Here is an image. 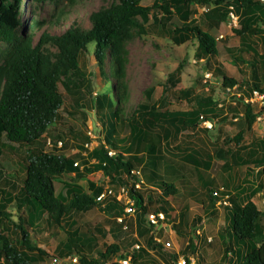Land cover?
<instances>
[{
  "label": "trees",
  "instance_id": "obj_1",
  "mask_svg": "<svg viewBox=\"0 0 264 264\" xmlns=\"http://www.w3.org/2000/svg\"><path fill=\"white\" fill-rule=\"evenodd\" d=\"M23 1L0 0V264H36L47 260V251L27 228L31 226L37 237L35 227L44 228L43 232L47 228L42 225L44 220L45 225L55 228L54 233L59 226L68 234L67 241L74 246L79 264H103L132 252L133 264H162L157 255L164 257L163 264H174L180 252H163L166 247L155 240L158 236L151 234V228L144 223L152 212L162 211L168 219L170 211L163 197L177 193L184 197L180 222L173 225L180 235L185 237L181 219L186 223L187 213L195 210V226L202 216H213L221 207L224 225L219 233L223 237V255L219 264H264V211L254 200L264 190V137L255 136L250 142L244 137L253 130L259 116L255 105L246 100L255 89L264 93V50L259 52L257 48V41L264 48V0H154L151 6L143 5V0H112L110 6L89 15V27L75 23L60 33L46 29L39 37L35 33L47 22L34 19L24 29ZM40 1L59 3L56 17L49 23L56 27L64 25L62 19L70 12L68 7L75 4V0ZM193 6L205 7L200 19L192 17ZM232 10L238 16L232 31L240 39V47L236 51L230 47L225 50L236 61L239 72H246L239 65L240 60L248 66L250 74L243 80L220 63L218 41L225 37L219 38L213 32L231 20ZM176 16L181 21L179 25L174 23ZM137 28L169 38L176 45L197 39L196 60L206 59L205 67L211 77L222 78L223 94L218 97L216 89L205 84L200 91L193 86L178 87L181 80L177 68L168 78L167 89L178 93L188 109H169L161 98L138 104L130 120H124L129 90L127 45ZM91 42H95L98 70L108 83L115 85L117 96L103 92L91 99L84 98L86 104L94 106L106 129L104 143L91 150L90 158L96 162L90 166L88 158L72 157L65 152L63 147L67 143L62 139L52 143L49 129L57 123L66 103L62 88L73 91V87L77 90L91 84L84 76L87 69L83 62ZM82 105L76 95L72 108L79 111ZM230 113L242 120L243 127V132L233 137L225 134L219 141L210 128L202 125V117L224 123L232 118ZM125 126L129 127L127 136L122 135ZM117 138L127 150L118 149ZM91 139L87 136L88 143ZM17 148L23 151L19 156L21 169L11 172L2 159L6 150L14 152ZM110 151L115 153L111 155ZM216 159L224 161L219 170L211 179H202L197 171L213 170ZM242 167L246 170L240 179L236 172ZM95 171H102L112 186L126 187L134 200L139 210V234L145 238L139 249H131L138 239L125 229L120 230L122 238L94 256L92 249L104 238L103 230L91 223L75 227L78 217L98 204L111 214L124 210V202L113 195L98 201L104 188L92 181L90 192L65 183L66 194L57 193L56 181L63 174ZM226 196L231 205L218 204ZM12 204L14 212L9 209ZM157 234L161 235V231ZM78 239L89 244L79 245Z\"/></svg>",
  "mask_w": 264,
  "mask_h": 264
},
{
  "label": "rangeland",
  "instance_id": "obj_2",
  "mask_svg": "<svg viewBox=\"0 0 264 264\" xmlns=\"http://www.w3.org/2000/svg\"><path fill=\"white\" fill-rule=\"evenodd\" d=\"M111 1L112 0H75V4L68 7L70 8V12L62 19L64 25L62 27H56L49 23L50 20L56 17L54 14L56 10L59 9L57 7L59 3L56 4V2L53 1L41 2L40 0H24L21 7L22 24L24 29H26L30 21L34 19H45L47 22L46 25L43 29L35 33L38 37L46 29H48L50 33H60L70 24L72 25L75 23L81 24L84 27H89V15L101 7L110 6ZM153 2L154 0H143L142 4L151 6ZM204 8L205 7L193 6L195 10L192 17L200 19ZM231 21L232 20L225 22L219 29H215L213 32L217 37L221 34L225 35L222 41H218L221 52L219 56L220 63L225 70L233 76H236L239 80H243L245 76L247 78L250 74L248 66L240 60L239 65L243 67L246 72L245 74L239 72L237 66L234 64L236 61L234 62L230 52L225 50L226 47H230L236 51V49L240 47V39L233 34ZM174 23L177 25L181 23L177 16L174 18ZM135 33L136 34L127 45L128 61L126 65V81L129 90L128 100L124 105V120H130L138 104L149 103L161 98L165 100L169 109H188L189 105L185 100L177 97L178 93L175 91H168L167 89L170 84L168 78L177 68L180 70L179 78L181 80L178 87L186 88L193 86L197 91H200L204 88L202 84H205V87L206 85L214 87L218 97L223 94L224 89L221 84L222 78L215 76L211 77L205 67L206 59L200 61L196 60L197 39L193 38L184 44L176 45L169 38L154 34L149 30L137 28ZM257 43L259 52H262L264 50L263 45L260 41H257ZM2 47H4V45H2ZM94 48L95 42H91L88 45L89 51L83 56L84 67L87 69V74L84 76L90 80V86L86 88H77V90L76 87H73V91L62 88L66 103L60 110V118L57 119V123H53L49 129L52 143L62 139L64 143H67V145L63 147L65 152H68L72 157L84 156L88 158L90 166L96 162L94 159L90 158L91 150L98 146V144L104 143L106 129L100 122L96 110L93 108L94 106L86 104L84 98L88 97V99H91L92 97L94 98L97 93L103 92H107L109 95L112 94L114 98L117 96L115 93V85L112 86L110 82L108 83L98 70L97 60L94 56ZM245 57H247V55H245ZM106 69L108 70V65H106ZM206 80H208L207 83ZM88 88L90 91H88ZM76 95H79L80 102L83 103L79 111H75L72 108L73 100ZM255 107L259 116L253 126V130L244 134L246 142H250L255 136L264 137V105L255 104ZM230 116L232 118L224 123L212 122L213 126L210 129L211 133L214 135V138L217 137L219 141H222L225 134L233 137L237 133L243 132L242 120L233 117V113H230ZM123 130L122 135L127 136L129 134V127L125 126ZM87 136L92 138L89 143L87 141ZM117 140L116 146L118 149L127 150L125 143L121 142L119 138H117ZM22 152L20 148H17L14 152L11 150L5 151L2 161L9 171L15 172L17 169H21L19 156L22 155ZM143 159L137 158V160ZM223 162L224 161L221 159H216L213 170H199L197 174L201 176L202 179L209 180L213 177V174H216V171L219 170L218 167H220ZM82 164L81 162V165ZM245 170V167L237 170L236 174L240 175V179L244 178ZM215 178L218 179L217 176ZM90 181L103 188L111 185L109 178L104 176L102 171L91 173L83 172L82 175L63 174L56 181V190L60 195H65V183H70L81 187L86 192H90ZM113 187L115 189L119 188L118 186ZM163 198L167 199L166 202L168 204H166L170 211L169 218L166 219L162 225H155L154 227L150 226L146 218V222L144 223L145 227L151 228V234L157 235V238L162 239L161 243H163V245L167 240L172 241L173 245L171 247H166L163 252H167V254L180 252L179 254H186L192 257L196 263L219 264L223 255V237L219 231L224 225V209L217 207V213L215 215L202 216V221L197 222L195 226H193L192 223V218L196 215L193 213L195 210H192V213H187L185 218L186 223L181 219V230L185 234V237H183L176 231L173 225H177L180 222L179 212L184 206V197L180 193H177L176 196ZM255 201L259 209L264 211V190L256 195ZM9 209L14 212L16 209L15 205L12 204ZM123 213L124 210L118 215L111 214L104 210L101 204H98L96 207L78 217L75 227L91 223L96 228L100 227L103 230L104 238L99 240L98 244L93 247L92 255L97 256L99 253L98 251H104L106 245L115 243L122 238V236L119 237V234L120 230L125 231V224L127 225V230L132 231L133 237L138 239L136 243H139L141 246L145 244V238L141 237L139 234L141 231L138 225L139 210H136L134 215L128 216L124 223H119L118 218L122 216ZM15 218L17 217L15 216ZM44 221L42 225L43 227H47L44 232V228L41 229L39 226L35 227L37 232H39L37 237L33 232V228L27 226L32 237L37 239L38 245L40 244L41 247L45 248L49 255L47 260L36 264H49L53 256H78L72 243L67 241L68 234L63 229L59 228V226L57 227L59 231L54 233L55 228L51 226L48 227V225H45ZM159 231H161V235L157 234ZM95 234L99 236L100 233L96 231ZM190 242H192V244ZM77 243L79 245L82 243L89 244V242L83 239H78ZM90 247L92 246L90 245ZM64 251H66V253H64ZM157 256L162 264L166 261L163 256Z\"/></svg>",
  "mask_w": 264,
  "mask_h": 264
},
{
  "label": "built area",
  "instance_id": "obj_3",
  "mask_svg": "<svg viewBox=\"0 0 264 264\" xmlns=\"http://www.w3.org/2000/svg\"><path fill=\"white\" fill-rule=\"evenodd\" d=\"M230 17L232 20L231 26H235L238 22V16L234 13L233 10L230 12ZM224 37H225L224 34H221L219 36V38H224ZM229 90L230 89H228V91ZM246 101L251 102L254 105L255 104L264 105V93L255 89L253 91L252 96L249 97ZM202 125L211 129L213 126V123L202 117ZM59 145L61 146L62 142H60ZM109 153L111 155H113L115 152L110 151ZM75 164H77V163H75ZM137 173L140 175V172L137 171ZM136 186L140 187V184H137ZM114 189L115 188L111 185L105 187L103 189V191L97 197V200L101 201V200L105 199L108 195H113L118 200L123 201L124 205H125L124 213L122 216H120L118 218V221H119V223H124L128 216L135 214L136 206H135L134 200L129 197L128 190L126 189V187L122 186V187H119L118 189H115V190ZM214 194L217 195L218 192L216 191V192H214ZM218 204L231 205V201L228 199V196H226L225 199L220 200V202H218ZM147 221L151 225H160V224L162 225L166 221V214L162 211L149 213L147 215ZM124 228L127 229L126 224L124 225ZM155 240L157 242H161L162 239L156 237ZM164 245H165V247H171L173 245V243L171 240H167ZM139 248H140L139 243H135L131 247V249H133V250L139 249ZM132 254H133V252L130 253L127 257L115 256L112 260H108V261L104 262L103 264H115V263H117V264H133L132 263L133 255ZM79 263L80 262H79L78 256L68 255V256H64V257L53 256L50 259L49 264H79ZM144 264H153V263H144ZM174 264H197V263L194 261V259L192 257L185 255V254H179V256H178L177 260L174 262Z\"/></svg>",
  "mask_w": 264,
  "mask_h": 264
},
{
  "label": "clouds",
  "instance_id": "obj_4",
  "mask_svg": "<svg viewBox=\"0 0 264 264\" xmlns=\"http://www.w3.org/2000/svg\"><path fill=\"white\" fill-rule=\"evenodd\" d=\"M219 37V36H218ZM60 143V142H59ZM60 146V145H59ZM49 263H50V261H49Z\"/></svg>",
  "mask_w": 264,
  "mask_h": 264
},
{
  "label": "crops",
  "instance_id": "obj_5",
  "mask_svg": "<svg viewBox=\"0 0 264 264\" xmlns=\"http://www.w3.org/2000/svg\"><path fill=\"white\" fill-rule=\"evenodd\" d=\"M254 200H255V198H254ZM256 202V201H255ZM41 262H43V261H41Z\"/></svg>",
  "mask_w": 264,
  "mask_h": 264
}]
</instances>
